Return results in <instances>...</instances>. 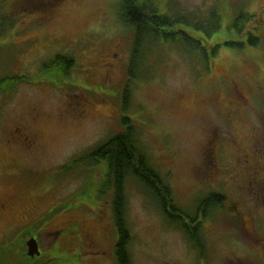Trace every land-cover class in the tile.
<instances>
[{"label": "rangeland", "instance_id": "rangeland-1", "mask_svg": "<svg viewBox=\"0 0 264 264\" xmlns=\"http://www.w3.org/2000/svg\"><path fill=\"white\" fill-rule=\"evenodd\" d=\"M121 1L0 0V204L10 203L0 214V264H116L112 193L100 198L107 166L62 168L120 132L122 116L140 129L181 209L193 212L204 195L226 198L225 210L204 223L200 259L130 184L132 264H264L251 238L264 239V201L248 195L243 162L250 135L264 134V0H152L161 14L171 4L198 18L217 7L221 29L207 43L222 47L208 72L172 50L152 53L127 114L121 98L133 33L120 25ZM239 12L255 16L243 34L228 28ZM248 32L262 38L259 46L224 45L246 43ZM58 54L74 60L68 72L48 69ZM78 103L87 106L83 116L72 112ZM32 235L42 248L35 258L27 254Z\"/></svg>", "mask_w": 264, "mask_h": 264}, {"label": "trees", "instance_id": "trees-1", "mask_svg": "<svg viewBox=\"0 0 264 264\" xmlns=\"http://www.w3.org/2000/svg\"><path fill=\"white\" fill-rule=\"evenodd\" d=\"M172 6L173 10L170 4L168 10L161 14L158 5L152 0H144L141 3L138 0H122L120 3V25L133 33L127 80L121 98V110L125 114L130 109L134 84L148 79L144 73L151 55L154 53L160 55L165 50H172L186 57L191 64H197L203 71L208 72L211 58L215 57L222 47L221 44L211 46L207 43L212 35L221 29V16L218 15L217 7L204 18H198L182 14L174 5ZM253 20L254 15L239 12L235 14L228 28L243 34L245 25ZM185 27L191 29L187 30ZM261 40L262 38L248 32L246 43L228 41L224 45L245 48L247 44L257 47ZM73 62L72 58L58 54L47 67L51 71L61 67L68 72ZM4 80L6 79L0 80L1 92H6L2 88ZM18 80L23 81L22 78ZM120 123V132L110 135L89 153L76 157L62 168L83 170L84 167L91 169L103 164L107 166L100 198H105L109 192L112 193L116 264H132L130 251L134 237L128 219L127 197L130 184L139 186L146 195H149L158 205L168 225L181 231L199 253V258H205L207 240L204 223L212 220L215 213L225 210V196L219 193L200 196L194 204L193 212L181 209L176 204L173 190L152 163L141 141L140 129L127 116H122ZM81 195L80 193L76 198H80ZM39 221L37 226L45 223L46 219ZM32 237L37 238L34 235Z\"/></svg>", "mask_w": 264, "mask_h": 264}, {"label": "flooded vegetation", "instance_id": "flooded-vegetation-1", "mask_svg": "<svg viewBox=\"0 0 264 264\" xmlns=\"http://www.w3.org/2000/svg\"><path fill=\"white\" fill-rule=\"evenodd\" d=\"M263 12H264V10H263ZM86 107L87 106L84 107L83 105L78 103V105L76 107L72 108V112L74 114H77L78 116H83L85 114V112L87 111V110H85ZM262 121L264 124V118L262 119ZM251 131L256 132L255 129H253ZM16 132H17V134H16L15 138H16L17 142H19L21 144V141H22L21 140V138H22L21 133L22 132L20 130H16ZM27 138L31 141L30 149H32L31 146H33V148L36 149L38 147L37 140L31 139L29 137V135L25 139L27 140ZM250 138L253 142L252 153L250 152V153L246 154L244 156V160H243V162L245 164L244 168L246 169L245 171L247 173L246 176L250 180V190L252 189L251 194L249 193L248 195H250L252 197L254 196L256 201H264V191H263V186H264V175H263L264 174V134L257 132V133H255V135H250ZM36 143H37V145H36ZM20 146H23V145L21 144ZM30 149L28 148L27 150H30ZM8 205H10V203H7V200L5 201V203L0 204V214L2 217H4L5 214L7 213L8 209H9ZM244 226L246 229L247 228V222L246 221H244ZM247 234H249V233H247ZM85 238H86L87 242L89 244H91L90 243V239H91L90 235L85 234ZM251 238L253 239L252 242L256 245L255 247H257V249L255 248L256 252L258 254L260 253L261 259L264 260V239H257L256 240L252 236H251ZM37 241L39 243L38 239H37ZM39 247H40V251L42 253V248H41L40 243H39ZM232 264H248V263H247V261L237 260L236 262H233Z\"/></svg>", "mask_w": 264, "mask_h": 264}, {"label": "water", "instance_id": "water-1", "mask_svg": "<svg viewBox=\"0 0 264 264\" xmlns=\"http://www.w3.org/2000/svg\"><path fill=\"white\" fill-rule=\"evenodd\" d=\"M27 254L29 257L34 258V257H39L41 256V251L39 247V243L36 238L31 237L28 242H27Z\"/></svg>", "mask_w": 264, "mask_h": 264}]
</instances>
